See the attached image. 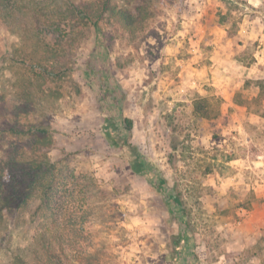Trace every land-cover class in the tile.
<instances>
[{
  "label": "rangeland",
  "instance_id": "obj_1",
  "mask_svg": "<svg viewBox=\"0 0 264 264\" xmlns=\"http://www.w3.org/2000/svg\"><path fill=\"white\" fill-rule=\"evenodd\" d=\"M73 1L92 0H0L14 25L9 29L0 16V165L17 141L6 131L17 122L15 86L31 66L54 63L49 100L37 99L29 121L49 130L48 156L66 171L71 190L84 193L80 212L90 237L76 264H186L184 247L193 248L194 264H239L233 234L252 208L253 190L236 187L239 170L230 161L251 158L254 146L243 147L233 128L226 132L234 109L205 80L218 38L235 67H257L263 76L264 0H115L134 16L145 14L142 28L131 33L106 15L101 45L96 27L72 21L63 33L69 60H54L38 47L32 25L43 11L58 30L56 15ZM101 89L111 99L119 93L116 114L133 122L129 142L144 157V175L131 169L130 149L105 136ZM153 172L167 180L163 191L150 180ZM170 195L183 201L191 245L178 244L185 229L169 210ZM38 206L35 200L0 223V264H11L30 244Z\"/></svg>",
  "mask_w": 264,
  "mask_h": 264
},
{
  "label": "trees",
  "instance_id": "obj_2",
  "mask_svg": "<svg viewBox=\"0 0 264 264\" xmlns=\"http://www.w3.org/2000/svg\"><path fill=\"white\" fill-rule=\"evenodd\" d=\"M9 13L11 12H7L3 6H0L3 22L9 29H13L14 25H11ZM38 13H41L38 14L40 18L36 17L32 25L37 37V45L48 55L51 53L50 56H53L54 60L59 57L61 59L66 57L69 60L64 51L63 42L69 34L63 33L68 32L64 26L71 25L72 21L96 27L97 42L103 45L105 38L101 32L100 21L106 15L122 24L131 33L142 28L143 22L147 19L144 13L134 16L129 10L119 8L115 0H92L80 5H76L74 1L71 2L64 11L60 10L56 15L60 24L58 30H53L54 27L46 24V21L50 20L44 18L43 11ZM99 57L104 59L103 56ZM46 58L44 61L51 63V60ZM53 64L51 63L52 67L42 63L31 66L27 76H24L15 86L17 102L14 106V114L17 122L8 126L6 131L17 141L12 144V152L0 165V223L5 220L8 213L26 210L35 200L39 201L37 208L39 221L30 244L26 248L17 249L11 264H76L82 261L85 243L90 237V234L85 231L84 212H80L83 206L79 197L84 194L83 190L77 189V186L71 190L72 184L66 171L60 168L58 163L51 161L48 156L54 143L49 130L29 121L30 117L35 115L33 106L37 105V99L49 100L50 79L57 67ZM89 74L92 75V72ZM102 89L98 102L103 112L107 113L104 121L105 136L115 146L122 141L134 156L131 169L136 174L144 175L148 169L144 157L129 142L133 122L129 118H124L121 111L119 116L116 114L120 95L114 92L111 99ZM114 89L117 90L116 87ZM201 108L203 109V106L198 104L197 109L200 111ZM22 118L27 119L28 122L23 123ZM117 134L121 138L115 137ZM152 175L149 177L150 180L155 178L156 180L153 181L155 187L163 191L167 180L157 177L156 172ZM167 205L170 212H178L180 224L185 229L184 234L182 233L179 237L178 244L191 245L192 238L188 232L186 210L180 196L170 195ZM185 250L186 247L181 251L188 256V261L185 263L194 264L196 257L193 248L188 252Z\"/></svg>",
  "mask_w": 264,
  "mask_h": 264
},
{
  "label": "crops",
  "instance_id": "obj_3",
  "mask_svg": "<svg viewBox=\"0 0 264 264\" xmlns=\"http://www.w3.org/2000/svg\"><path fill=\"white\" fill-rule=\"evenodd\" d=\"M220 43L218 38L212 64L207 67L209 72H206L205 83L212 87V95L224 98L223 106L234 109V114L228 119L229 125L225 126L226 132L233 128L238 131L243 147L249 144L247 146L252 149L254 146L251 158L241 155L230 161L239 170L236 187L253 190L252 208L243 211L244 220L233 238L239 244V264H264V74L260 75L262 70H257V67L246 68L240 64L235 67L233 54ZM258 64L264 65V58ZM203 92L207 93L206 90ZM238 95H241L239 102L235 100ZM228 140L230 138L224 139L225 142ZM249 169L253 174L245 171Z\"/></svg>",
  "mask_w": 264,
  "mask_h": 264
}]
</instances>
